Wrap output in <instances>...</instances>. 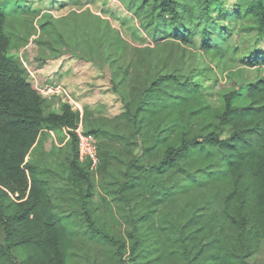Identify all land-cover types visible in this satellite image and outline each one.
<instances>
[{
    "label": "trees",
    "instance_id": "obj_1",
    "mask_svg": "<svg viewBox=\"0 0 264 264\" xmlns=\"http://www.w3.org/2000/svg\"><path fill=\"white\" fill-rule=\"evenodd\" d=\"M47 1L49 11H79L93 0ZM234 6L229 17L219 0H152L143 6L145 38L136 28H124L130 22L119 18L120 29L152 47L134 46L126 62L112 65L122 70L127 89L126 99L117 87L121 80L109 79L123 107L116 117L121 127L112 132L87 129L90 107H81V95L59 84L52 72L43 84L64 87L82 112L38 94L9 55L0 5V264H253L250 259L264 253V80L225 94L223 107L214 108L187 51L196 40L202 53L222 57L230 51L232 29L214 27L217 17L255 18L264 37V0H234ZM70 58L97 66L90 58ZM242 63L264 67V53H251ZM102 68L96 67L97 77ZM79 124L97 141L95 170L78 159ZM63 129L69 130L68 153L60 164L80 197L82 223L74 213L55 211L49 190L55 173L28 159L42 132ZM127 133L140 154L131 158L113 191V199L128 208V231L119 238L94 206L92 175L111 158L109 141L100 142L99 134L119 143Z\"/></svg>",
    "mask_w": 264,
    "mask_h": 264
},
{
    "label": "rangeland",
    "instance_id": "obj_2",
    "mask_svg": "<svg viewBox=\"0 0 264 264\" xmlns=\"http://www.w3.org/2000/svg\"><path fill=\"white\" fill-rule=\"evenodd\" d=\"M151 1L93 0L86 2L79 11L73 10L75 7L49 11L47 0H0V5L5 12V27L10 40L9 55L24 68L27 80L32 81V77H37L42 84L47 83L45 80L53 69L67 65L68 71L63 69L66 72L65 82L59 84L66 86L71 92L73 91L66 82L76 80L85 82V84L76 83L81 87V91L85 88L84 85L90 87L86 90V93L90 95L87 98L90 105L86 106H89L93 112V118L90 123L85 124V127L87 129L107 128L115 132L116 128L121 127L119 123H116V117L121 114L123 107L121 97L113 91L109 79L120 81L122 70L112 65L117 59L126 62L134 46L152 45L149 41L141 42L138 38L134 40L131 33L125 32L123 28L120 29L119 18H125L130 22V24L125 23L124 28L129 30L136 28L138 36L145 38L142 25L146 22V11L143 6ZM219 1L221 5L223 4L227 16L231 17L236 10L234 0ZM216 19L218 20L212 21L214 27L222 24L232 29L227 42L230 51L222 57L214 56L212 52L202 53L197 50L198 40L195 46L187 51L194 56L191 64L200 70L197 80L201 82L202 91L208 102L214 108L221 109L225 94L233 90L240 91L242 86L264 80V67L250 68L242 63L243 59L251 53H264V37L258 34V23L250 16L230 21L219 20V17ZM120 30L126 38L125 41L122 40L123 37L121 38ZM166 50L164 56L168 52ZM58 55H64L60 58L62 65L59 61L49 60ZM71 55L90 58L97 68L101 65L104 71L100 73L101 77H97L99 73L92 63H82L71 59ZM39 59H48V61L45 64H39ZM74 68L79 69L72 71ZM72 72H78V75L76 73L71 75ZM122 81L117 87L127 99L126 84L121 85ZM78 102L82 107L81 102L79 100ZM51 105L52 108L58 109L54 100L51 101ZM44 112L47 114L49 108H46ZM127 134L126 139L119 143L99 134L100 142L109 141L111 158L107 168L99 171L97 175H92L94 206L97 207V213L100 216H105L111 232L119 238H124L128 231V225L124 219L128 214V208L123 202L113 199L115 197L113 191L123 179L131 158L140 154V149L129 139L130 134ZM65 140L64 132L53 134L42 132L28 159L55 173L49 177V190L51 200L55 204V211L74 213L72 218L77 223H82L80 197L67 182L63 165L60 164L61 161H65L68 153ZM2 239L3 234L0 229V244L3 243ZM79 262L86 264L82 260ZM250 262L264 264V253L251 258Z\"/></svg>",
    "mask_w": 264,
    "mask_h": 264
},
{
    "label": "built area",
    "instance_id": "obj_3",
    "mask_svg": "<svg viewBox=\"0 0 264 264\" xmlns=\"http://www.w3.org/2000/svg\"><path fill=\"white\" fill-rule=\"evenodd\" d=\"M31 83L34 89L43 98H58L60 103L68 104L72 110L82 112L70 95V93L61 85L42 84L37 77H32ZM58 106V105H57ZM68 129H63L65 136L68 138ZM77 135L78 159L82 162H88L89 168L95 170L98 166L99 159L97 153V141L91 134H85L81 124L74 130Z\"/></svg>",
    "mask_w": 264,
    "mask_h": 264
},
{
    "label": "crops",
    "instance_id": "obj_4",
    "mask_svg": "<svg viewBox=\"0 0 264 264\" xmlns=\"http://www.w3.org/2000/svg\"><path fill=\"white\" fill-rule=\"evenodd\" d=\"M59 61V63L62 65V62H61V60H58ZM63 69H65L66 71H68V68H67V65H64L63 67H61V68H59V69H57V68H55V69H53L52 70V73H53V78L55 79L56 77H57V79L58 78H60V83H62V84H64V82H65V70H63ZM72 69V68H71ZM78 69L79 68H74L72 71H78ZM76 73V75H78L77 73L78 72H72V74L71 75H73V74H75ZM88 76V75H87ZM76 83H82V84H85V82H83V81H81V80H76V81H70L69 83H67L66 82V85H68L71 89H72V91H73V94L76 96V97H80V95H81V99H80V102H81V104L82 105H90L89 104V102H87V98L90 96L89 95V93L87 92L86 93V90L87 89H89L90 87L89 86H87V85H84L85 86V88H83L82 89V91H81V87H79L78 86V84H76ZM83 97H85V98H83ZM91 98V97H90ZM90 103H92V102H90ZM78 105V104H77ZM79 106V105H78ZM79 108H80V106H79ZM80 110H82L81 108H80ZM49 133H51V134H53V133H57V132H49ZM58 133H60V132H58ZM62 133H63V131H62ZM67 137H66V140L65 141H67Z\"/></svg>",
    "mask_w": 264,
    "mask_h": 264
}]
</instances>
